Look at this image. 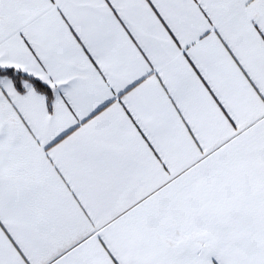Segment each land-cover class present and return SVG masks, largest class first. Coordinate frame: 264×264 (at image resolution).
Here are the masks:
<instances>
[{"label": "snow or ice", "instance_id": "6c2138e0", "mask_svg": "<svg viewBox=\"0 0 264 264\" xmlns=\"http://www.w3.org/2000/svg\"><path fill=\"white\" fill-rule=\"evenodd\" d=\"M0 264H264V0H0Z\"/></svg>", "mask_w": 264, "mask_h": 264}]
</instances>
